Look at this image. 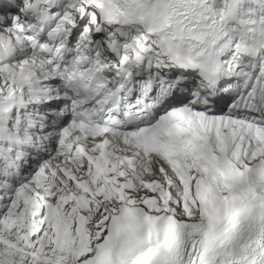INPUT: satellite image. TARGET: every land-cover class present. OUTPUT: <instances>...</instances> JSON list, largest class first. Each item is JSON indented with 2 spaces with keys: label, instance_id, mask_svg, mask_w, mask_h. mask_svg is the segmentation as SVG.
<instances>
[{
  "label": "snow or ice",
  "instance_id": "1",
  "mask_svg": "<svg viewBox=\"0 0 264 264\" xmlns=\"http://www.w3.org/2000/svg\"><path fill=\"white\" fill-rule=\"evenodd\" d=\"M0 264H264V0H0Z\"/></svg>",
  "mask_w": 264,
  "mask_h": 264
}]
</instances>
